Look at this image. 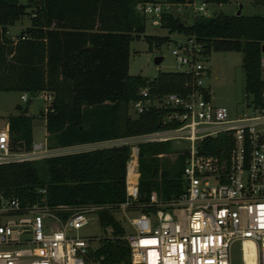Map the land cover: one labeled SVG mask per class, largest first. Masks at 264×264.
Returning <instances> with one entry per match:
<instances>
[{
    "label": "trees",
    "instance_id": "1",
    "mask_svg": "<svg viewBox=\"0 0 264 264\" xmlns=\"http://www.w3.org/2000/svg\"><path fill=\"white\" fill-rule=\"evenodd\" d=\"M147 0H0V91L27 93L25 105L7 116L10 148L27 151L33 142V119L28 114L31 97L43 92L52 96L42 111L48 147H65L127 137L162 127L166 109L151 107L139 115L131 110L145 85L154 97L185 92L186 77L176 71H159L154 77L130 74V42L142 38L148 48L171 41L169 35L145 34L147 15L136 4ZM180 1V0H170ZM209 4L230 0H204ZM255 15L214 13H161L152 24L194 36L211 51L242 54L244 91L260 105L264 97V0ZM34 4L30 26L15 38L8 27L20 20L26 5ZM170 126V124H169ZM232 146L231 136L219 134L198 145L200 153L224 156ZM139 203L155 191L159 200H169L183 188L185 149L171 141L139 144ZM175 158L172 159V155ZM129 146H111L50 156L25 162L0 164V192L21 203L112 204L125 200L126 162ZM44 189V193L40 192ZM139 208V207H138ZM153 209V208H150ZM140 210L145 211L143 206ZM116 206L101 209L97 216L110 234L100 237L93 254L105 264H129L127 230L118 219ZM120 215V214H119Z\"/></svg>",
    "mask_w": 264,
    "mask_h": 264
},
{
    "label": "built area",
    "instance_id": "2",
    "mask_svg": "<svg viewBox=\"0 0 264 264\" xmlns=\"http://www.w3.org/2000/svg\"><path fill=\"white\" fill-rule=\"evenodd\" d=\"M197 1H145L136 9L156 16L187 11L210 16L209 3ZM171 53L176 72L186 77L187 91L152 97L151 87L145 85L131 105L134 115L151 107L166 109L159 119L162 127L99 142L107 143L105 147L129 146L125 200L117 205L24 204L0 192V264H105L93 254L100 237L83 236L79 230L99 210L115 206L128 226L121 238L128 243L129 264H234L235 252L241 264H248V241L254 264H264V97L260 105L248 99L238 113L214 105L205 82L208 56L203 45L194 36H183ZM42 94L46 112L52 96ZM20 98L26 101L27 93ZM219 134L231 136L226 155L199 152L200 142ZM162 141L188 143L182 191L164 201L152 191L139 203L138 146ZM88 146L48 147L44 141L16 151L10 148L8 124L0 128V164L90 150L82 149Z\"/></svg>",
    "mask_w": 264,
    "mask_h": 264
},
{
    "label": "rangeland",
    "instance_id": "3",
    "mask_svg": "<svg viewBox=\"0 0 264 264\" xmlns=\"http://www.w3.org/2000/svg\"><path fill=\"white\" fill-rule=\"evenodd\" d=\"M155 2H163L165 0H147ZM25 3L27 0H21ZM200 1H197L199 4ZM239 4H242L241 14L243 15H255L262 13V6L256 3L254 0H230L228 3L222 4H209L207 6L208 14L225 13L235 14L239 9ZM34 4L26 5L25 13L20 20L16 21L13 25L8 27V34L15 38L25 27L30 26V14L33 12ZM187 14L186 21L191 22V12H184ZM145 22V34L154 35H169L171 41L151 50L148 48V44L142 38L133 39L130 42V55H129V68L130 74H140L144 77L152 78L159 71H176L177 62L172 55L171 50L175 48L176 44L183 40V36L178 33H168V30L160 27L159 25L152 24L149 17L157 19L156 15H147ZM156 56H162L163 60L159 64H155L153 59ZM242 54L238 51H211L205 60L206 67V85L210 91V100L212 104L218 106L227 107L231 113H238L244 110L245 102L248 100V96L244 91V74L241 68ZM264 67V53L262 57ZM25 105L20 99V93L17 91H0V128L4 126L6 118L9 114L16 112V106ZM45 101L43 94H39L35 97L30 96L28 103V114L34 117L33 119V142L39 143L45 141V126L44 118L42 117V111H44ZM107 143H98L96 145H90L82 149H91L98 147H105ZM171 145L174 149H185L188 146L186 141H171ZM81 150V148H80ZM175 158V154L172 155V159ZM117 213V218H123ZM125 225L126 222H125ZM128 228V226H127ZM80 235L83 236H97L104 237L110 234L109 228H103L99 222L98 216L93 215L89 224L79 230ZM234 264H241L239 254H234Z\"/></svg>",
    "mask_w": 264,
    "mask_h": 264
},
{
    "label": "bare ground",
    "instance_id": "4",
    "mask_svg": "<svg viewBox=\"0 0 264 264\" xmlns=\"http://www.w3.org/2000/svg\"><path fill=\"white\" fill-rule=\"evenodd\" d=\"M252 248H253V244L250 241L245 243L244 252H245V256H246V260L248 264H254L255 257H254V252L252 251Z\"/></svg>",
    "mask_w": 264,
    "mask_h": 264
},
{
    "label": "water",
    "instance_id": "5",
    "mask_svg": "<svg viewBox=\"0 0 264 264\" xmlns=\"http://www.w3.org/2000/svg\"><path fill=\"white\" fill-rule=\"evenodd\" d=\"M241 7H242V4H239V9L237 10L236 15H239L241 13ZM261 51L264 52V45L262 46ZM162 60H163V57L162 56H156L153 59V61H154L155 64H159ZM160 122L161 121H159V124H160Z\"/></svg>",
    "mask_w": 264,
    "mask_h": 264
},
{
    "label": "crops",
    "instance_id": "6",
    "mask_svg": "<svg viewBox=\"0 0 264 264\" xmlns=\"http://www.w3.org/2000/svg\"><path fill=\"white\" fill-rule=\"evenodd\" d=\"M20 95H21V93H20ZM21 99V98H20ZM23 102H25V101H23ZM7 119V118H6ZM7 124V120H6V122L4 123V125H6ZM44 126H45V121H44ZM46 132V131H45ZM46 135V134H45ZM99 142H101V141H99ZM99 142H94V143H87V144H78V145H96V144H98Z\"/></svg>",
    "mask_w": 264,
    "mask_h": 264
}]
</instances>
